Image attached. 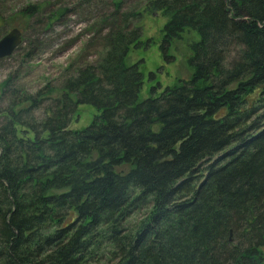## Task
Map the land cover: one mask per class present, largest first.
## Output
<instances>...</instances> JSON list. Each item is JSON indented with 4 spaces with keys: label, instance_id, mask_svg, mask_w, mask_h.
<instances>
[{
    "label": "trees",
    "instance_id": "obj_1",
    "mask_svg": "<svg viewBox=\"0 0 264 264\" xmlns=\"http://www.w3.org/2000/svg\"><path fill=\"white\" fill-rule=\"evenodd\" d=\"M152 4L165 58L197 35L179 85L137 102L122 26L59 90H0V264H264V0Z\"/></svg>",
    "mask_w": 264,
    "mask_h": 264
},
{
    "label": "rangeland",
    "instance_id": "obj_2",
    "mask_svg": "<svg viewBox=\"0 0 264 264\" xmlns=\"http://www.w3.org/2000/svg\"><path fill=\"white\" fill-rule=\"evenodd\" d=\"M153 1L0 0V38L12 27L21 32L17 49L0 58V90L14 83L31 93L46 85L57 91L63 78L75 75L77 67L104 55L116 31L137 27L141 36L131 44L125 58L126 64L135 63L142 73L137 102L159 95L167 86L179 85L192 73L187 58L197 35L190 29L182 31L172 40L165 58L160 50L162 28L172 11L167 14L163 8L153 6ZM8 97L2 106L13 98ZM98 113L94 105L79 104L69 128L83 129ZM18 132L33 135L28 129L23 132L20 126ZM134 214L139 217L141 213Z\"/></svg>",
    "mask_w": 264,
    "mask_h": 264
},
{
    "label": "water",
    "instance_id": "obj_3",
    "mask_svg": "<svg viewBox=\"0 0 264 264\" xmlns=\"http://www.w3.org/2000/svg\"><path fill=\"white\" fill-rule=\"evenodd\" d=\"M21 43V32L17 27H12L0 38V58L9 56Z\"/></svg>",
    "mask_w": 264,
    "mask_h": 264
}]
</instances>
